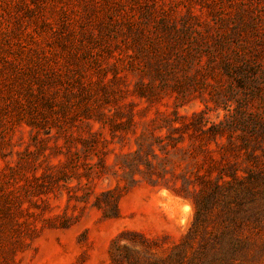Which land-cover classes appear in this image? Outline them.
Segmentation results:
<instances>
[{
  "label": "rangeland",
  "instance_id": "374dc122",
  "mask_svg": "<svg viewBox=\"0 0 264 264\" xmlns=\"http://www.w3.org/2000/svg\"><path fill=\"white\" fill-rule=\"evenodd\" d=\"M263 178L264 0H0V264H264Z\"/></svg>",
  "mask_w": 264,
  "mask_h": 264
},
{
  "label": "trees",
  "instance_id": "16d2710c",
  "mask_svg": "<svg viewBox=\"0 0 264 264\" xmlns=\"http://www.w3.org/2000/svg\"><path fill=\"white\" fill-rule=\"evenodd\" d=\"M233 179H235V176H233ZM246 185H244L245 188V192L249 193L251 195L256 194L255 190L256 188L255 185L257 183V179L255 177H253L251 175V173L247 176L246 178ZM261 182L264 183V178L261 179ZM225 190H233V182H226L224 183V185H218L212 188H207L204 193H206V196L209 194L210 196H212L213 194H218L219 199L221 198V195H225L226 192ZM235 191V190H233ZM251 217V216H250ZM211 219V218H209ZM221 226L225 227V222L221 221L219 223ZM202 225H206V224H202ZM205 227V226H204ZM207 230V229H206ZM209 233H211V236H213L214 238L217 236V230L215 231V229L213 228V230L208 231ZM135 239L130 241V245L133 246V248H138L140 247L142 250H144L145 254H146V260L150 263H154L156 264L158 262V260L154 259L153 254L155 253L154 248L151 246L152 242L150 240H148V238H146L145 236L141 235V234H136L135 233ZM121 241H123V239L121 238H116L113 242V246L110 249V258L112 261V264H122L121 260H120V255H121V249L122 244ZM131 264H139V262H137V259L135 258H131ZM158 264V263H157Z\"/></svg>",
  "mask_w": 264,
  "mask_h": 264
}]
</instances>
